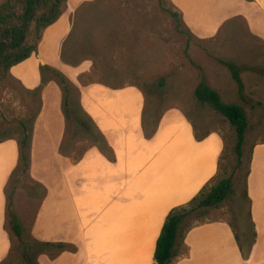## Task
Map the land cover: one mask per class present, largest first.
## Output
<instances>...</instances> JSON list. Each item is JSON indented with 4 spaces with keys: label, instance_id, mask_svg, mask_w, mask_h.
<instances>
[{
    "label": "rangeland",
    "instance_id": "obj_1",
    "mask_svg": "<svg viewBox=\"0 0 264 264\" xmlns=\"http://www.w3.org/2000/svg\"><path fill=\"white\" fill-rule=\"evenodd\" d=\"M2 2L4 0H0V4ZM69 3L74 5L68 7L67 3L65 11L71 15L72 26L68 37L62 42L60 59L75 68L77 64L89 63L83 73L73 76V81L57 70L69 82L65 84L68 87L66 109L72 113L64 114L63 99L66 92L53 72L41 70L42 82L35 91L24 88L12 76L0 87V136L20 135L22 129L19 122L31 127L44 103L43 87L52 81L58 88L60 109L66 123L59 150L75 161L88 148L105 146L102 136L88 118H91L89 112L83 106L82 88L89 85L99 87V93H92V98L102 107L120 109L116 117L118 120L123 118L121 123L127 124H133L137 119L135 98L129 91L113 96L105 91L137 89L143 99L141 122L146 130L154 127L159 117L158 126L160 122L168 121V116L178 114L180 119L189 123L193 134L194 124L198 134L209 132L208 135L214 133L220 136L223 151L216 175L204 187L203 191L206 192L219 179L230 176L233 171L236 137L226 119L208 107L199 105L194 96V88L203 72L207 82L220 93L224 101L239 102L236 85L228 69L218 60L247 65L253 69L244 72L242 78L254 108H246L249 127L242 165L234 179V193L216 208L195 211L183 227L187 229L197 223L223 220L238 233L244 228L249 237L248 203L242 198V193L244 176L250 167L251 148L264 142V39L252 33L247 21L241 16L226 20L214 34L199 39L184 25L180 13L170 0H69ZM217 4L214 0L207 10L195 5L193 13L197 15L198 25H207L216 19ZM172 12H177L178 16L174 17ZM78 120L84 123L83 126ZM179 126L180 120L174 118L164 127L162 140L157 145H142L143 157H151L154 148L155 156H158L155 159L156 165L145 168L146 172H173L175 169L179 172L183 162L174 165L171 158L182 159L192 149L187 144L184 146L191 133L189 127L179 131ZM162 142L166 146L161 151ZM128 143L131 152L136 153L139 147L136 140ZM0 156L7 160L12 154H8L7 149H0ZM87 161L89 170H94V156ZM42 165L44 168L46 162ZM53 165L55 169H60L59 163ZM44 169L40 170L43 175ZM11 175L12 172L6 179L5 195L7 204L21 223L22 236L21 241L12 239L10 253L3 264H30L26 254H29L32 264H40L39 259L42 258L55 259L62 253L61 250L37 244L31 235L35 214L43 201V179L40 181L31 174L28 177H19L17 174L14 178ZM85 219L92 220V226L87 227L86 234L96 236L103 230L101 225L108 220V213L104 211L101 215L96 211L88 212ZM66 251L73 250L69 248ZM67 258L70 257L65 258L68 263Z\"/></svg>",
    "mask_w": 264,
    "mask_h": 264
},
{
    "label": "crops",
    "instance_id": "obj_2",
    "mask_svg": "<svg viewBox=\"0 0 264 264\" xmlns=\"http://www.w3.org/2000/svg\"><path fill=\"white\" fill-rule=\"evenodd\" d=\"M170 1L184 25L199 39L211 36L226 20L237 16L247 21L252 33L264 39V0H216L218 15L207 25H198L193 10L195 5L207 10L214 0ZM67 3L68 7L74 5L69 0ZM71 26V15L64 9L61 17L42 33L37 51L11 68V75L24 88L33 90L41 84V66L56 69L71 81L73 76L88 68V62L77 64L75 68L60 59L62 42L68 37ZM43 89L44 103L32 131L29 173L40 181L43 179L44 196L35 214L31 235L39 242L64 243L75 249L61 251L55 259H39L40 264H154L156 240L168 212L188 203L216 175L223 151L220 136L211 133L196 141L189 123L174 114L168 116V121L160 122L151 138H146L141 122L143 99L137 89L101 90L111 96L125 91L132 94L137 119L133 124H127L121 123L123 118L118 120L116 117L120 109L102 107L92 98V93H99V87L89 85L82 88V103L113 151L114 160H109L99 148L92 146L82 157L72 161L59 150L66 123L60 109L58 88L49 81ZM174 118L180 120L179 131L189 127L191 133L184 146L187 144L192 149L182 159L171 158L174 165L183 162L179 172L176 169L173 172H146L145 168L156 165L158 156H155L154 148L151 157H143L142 145H157L162 140L164 127ZM134 139L139 145L136 153L128 147V142ZM119 145H122L121 149ZM165 146L162 142L161 151ZM0 149H7L8 154H12L7 160L0 156L1 263L9 255L12 245V239L4 229L5 184L18 163L19 150L14 139L0 142ZM92 156L94 170H89L87 160ZM43 162H46L45 169ZM58 163L60 169H55L52 164ZM41 169L45 170L44 175L40 173ZM247 192L256 230V240L248 259L242 258L231 226L226 221L214 220L186 229L180 253L171 264H264V143L251 148ZM95 211L101 215L104 211L108 213V220L101 225L104 231L99 234L104 232L103 235L88 236L87 227L92 226V220L85 219V214ZM66 257H70L68 263Z\"/></svg>",
    "mask_w": 264,
    "mask_h": 264
},
{
    "label": "trees",
    "instance_id": "obj_3",
    "mask_svg": "<svg viewBox=\"0 0 264 264\" xmlns=\"http://www.w3.org/2000/svg\"><path fill=\"white\" fill-rule=\"evenodd\" d=\"M66 3L67 0H4V2L0 4V87L12 78L11 68L13 66L25 61L37 51L42 33L61 17L66 7ZM172 15L177 17L178 13L172 12ZM218 62L228 69L230 76L236 85L239 102L224 101L220 93L207 82L203 72H201L200 80L194 88V96L201 107H208L214 113L226 119L229 125L233 128L236 137L233 148L235 154L234 169L230 176L222 177L206 192L203 191V188L188 203L174 207L168 212L160 234L156 240L153 254L154 264H171L179 255L180 248L183 245L184 233L186 231V228L183 227V225L191 214L198 210L207 211L216 208L234 193V179L237 177L238 169L242 165L243 150L249 127L246 108L248 106L251 109L254 108V105L246 94V86L242 74L253 68L244 64H237L231 60L219 59ZM40 69L51 71L59 78L61 85H63L66 92L63 99V106L65 107L64 114L65 112L71 114L72 111L66 109L68 104V87L65 86V84L69 83L66 77L49 66H41ZM37 89L38 88L33 89V91ZM35 118L32 121L31 127L26 126L24 122H19L22 129L20 135L15 134L14 136L8 137L0 136V142L5 139H14L18 144L19 158L15 169L12 171V178L17 174L19 177H28V175H30V149ZM88 118L92 121L90 117ZM159 118L156 121V125L150 130H146L142 123L144 136L146 138H151L155 134L158 128ZM77 122L82 126L84 124L81 120H78ZM192 126L195 138L198 140L205 138L209 134V132L198 134L195 125L193 124ZM88 130L90 129L88 128ZM96 131L102 136L97 128ZM95 138H99V136H95ZM102 139L104 141L103 136ZM97 142L99 143L98 140ZM104 145V147L102 146L99 148L100 151L109 160H114L113 151L108 147L105 141ZM250 158L251 156L249 157V162ZM248 174L249 169L244 176L242 198L248 203L247 216L250 222V236L248 237L244 228L241 230V233H238L233 226L231 227L243 259H248L256 240L255 225L251 217V201L247 192ZM19 177L18 180H20ZM4 229L9 233L11 239L15 238L17 241H21V223L16 214L11 210L9 203L7 204V197ZM36 243L43 247H53L61 251L68 250L69 248H72L73 251L75 249L73 245L64 243L39 242L37 240ZM26 257L29 263L32 264L29 254H26ZM0 264H3V261Z\"/></svg>",
    "mask_w": 264,
    "mask_h": 264
}]
</instances>
